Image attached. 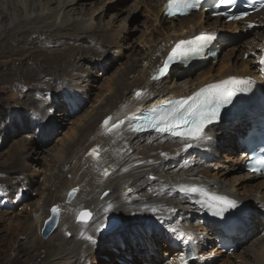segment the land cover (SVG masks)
Here are the masks:
<instances>
[{
  "label": "bare ground",
  "instance_id": "bare-ground-1",
  "mask_svg": "<svg viewBox=\"0 0 264 264\" xmlns=\"http://www.w3.org/2000/svg\"><path fill=\"white\" fill-rule=\"evenodd\" d=\"M111 1L115 4L119 2V0ZM124 1L126 0H123L122 4ZM129 2L152 10L155 18L154 23H158V27L150 35V38H140L145 45L139 47L140 53L130 59L131 61L129 60L124 69L109 78L106 87L101 90L103 93L97 96L96 104L92 110L81 120L75 122L76 126L65 136L66 141L61 140V147L53 150L51 155L53 160L47 164V170L44 171L46 178L43 181V186H39L38 190H35L40 198L33 206L30 216H24V219L18 215L9 217L8 213L3 212L0 213V222L9 220V225H14L13 228L16 230L11 237L21 233L25 242L23 245L19 244L21 249L19 248L17 253H19V257H24L26 260L29 257L35 258L30 260L33 264H44L47 261L48 264H108L109 258H111L112 264L115 258L121 257V253L124 252L123 248L131 252V254L124 252L126 256L132 258L130 263H126L139 264L144 260L150 261L146 255L153 253L154 249L156 252L154 255H158L155 245L160 244L161 240L164 247H168L165 248L166 252L171 250L168 254L166 253L165 258L175 252L173 264H197V262H204L206 258L211 259V254L208 251L210 242L216 244L218 237L215 238L216 240L209 238V242H207L205 237L200 236L199 232L197 233L198 229V231L213 235L217 225L207 217V212L204 209H200V204L184 198L185 195L191 196L192 194H181L177 191L181 186L187 188L188 191L196 188L207 191L212 196H223L234 200L240 206L234 212L228 213L229 217L237 218V233L233 240L238 249H244L251 241L250 239L254 237L256 239L254 242L258 246L251 248L248 252L244 251L242 261L248 262L247 258L249 257L254 260L255 264H264V197L259 198V195H264V179L246 174L242 180L234 177L233 183L237 184L236 186L226 181L230 173L216 174V178H221L217 180L214 179L210 170L204 172L203 169L200 170L201 173H197L198 171L196 172L194 169V162H192V157L196 158L201 154H207L209 158L218 157L217 144L223 137L226 139L225 142L229 141L233 152L241 151L236 141L239 136L251 128V122L247 115L238 123L230 121L214 127L215 131L210 133L212 136V140L209 142L210 146L199 150L191 149L188 152L184 151V144L179 139L173 140L171 137L160 139L151 134L135 136L129 130V123L133 116L142 108H150L153 103L190 96L204 85L218 83L227 78L245 77L250 79L253 84L261 83L262 80L264 82L263 65L260 64V59L264 56V8L257 15L250 16L249 19L241 22L223 23L219 18L205 17L203 12L187 18L169 20L163 16L162 10L166 0H129ZM85 3V0H0V84H5L9 80L11 82L13 76L18 78V75L23 73L26 78L31 79L30 81L34 80V77L38 78L39 81L36 83H46L43 80L50 77L49 84L51 81L63 84L61 88L68 91L70 88L76 89L75 85H72V79L76 75L85 70L86 73L89 66L98 68L100 58L102 62L107 58L104 64L108 70L113 64L111 63L113 59L110 58L107 63L109 58L107 53L112 49L116 50L120 43L124 44L123 41L126 40V36L122 35L124 30L112 33L106 28L107 26L102 27L107 24L93 18V14L88 15ZM94 23L97 26H93ZM249 24H252L253 27L247 28ZM257 27H263L260 34H257V36L262 34L263 36L260 39L261 44L256 46L259 52L255 62H251V60L243 61L242 65L236 62L233 64L230 62L232 56L229 55L228 63H224L225 60L223 67L215 69L210 66L209 71L200 73L198 78H188V81L196 80L197 84L190 82L192 85L187 88L182 85H174L169 88L165 82L172 79L175 81L174 78H177L179 74L191 75L196 70L195 68L176 67L162 80H152V76L158 71L166 56L171 53L175 43L191 39L199 34L208 33L220 37L223 33L233 35ZM257 36L255 39L245 42L242 39L228 36L223 41L226 43H221L218 47L220 51L228 48L232 54L243 53L244 57L247 53L245 50L249 46L254 48V42L259 39ZM133 49L134 47L131 48L132 51ZM49 52L51 53L49 54ZM30 63H33L32 67H30ZM14 67L16 70H13ZM4 68L10 69L9 74L3 71ZM216 71L217 73H215ZM58 72L61 74H57ZM130 79L133 81L131 82ZM28 83L30 82L28 81ZM25 86L27 84H23L22 90ZM86 90L89 93V89ZM138 90L141 93L139 97L136 96ZM70 92L72 91L70 90ZM75 96L74 102L77 106L73 105L78 111L83 106L81 103L77 104L78 97L76 94ZM32 99H28V102ZM62 109L65 113L61 116L56 115L61 119L68 117L67 114H69L66 108ZM39 112L41 111L39 110ZM40 114L45 120L48 118L47 115ZM50 116L46 122L41 119L45 124H51H48L49 127L42 124L44 130H38L39 137L52 139L53 134L56 133L57 121H54ZM108 117H111L112 120L109 126L104 128L102 122ZM33 119L35 120L34 117ZM121 120L125 122L123 125L111 132L108 130L113 123L118 124ZM26 122L27 126L23 125L24 128L31 129L34 124L30 119H26ZM39 128L41 127L39 126ZM232 132L234 133L230 135L229 133ZM230 137L233 139V143H231ZM93 148H96L100 155L97 160L93 159V155H89ZM162 153L164 155H161ZM42 154L45 155V152L41 150L39 143L33 141L18 148L15 154H10L11 160H5L4 166L6 164L14 167L19 165L18 169H11L13 166L10 168L14 171H0L1 174L8 173L13 177L17 176L15 180L18 182L20 180L23 184L16 187L20 192L14 195V198L19 195L15 203L25 201L26 196L21 191L27 192L29 189L25 184L29 182L30 186L34 182L29 179L27 173L29 172V175L34 179L35 175L32 169H34V165H38ZM17 155L20 157L17 158ZM68 167L69 169H67ZM105 168L111 170V175L101 181ZM242 169V163L237 165V170L244 173ZM170 170L171 172H169ZM239 181L242 183L238 184ZM256 181H259V184H255ZM13 187L15 186H12V189ZM73 189L77 190L75 201L68 203L70 204L69 209L63 210L60 224L52 239L44 240L41 237V231L50 216L51 207L67 202L65 199ZM126 190L130 191L129 195H126ZM241 192L243 193L241 194ZM105 193L108 195H104ZM194 199L199 200L202 197L195 195ZM181 207L183 209L181 211H187L186 213H192L195 216L180 217L177 226H171L175 228V233L169 229V223L173 225L174 221L172 223L169 220V222L166 218L164 219L169 223H164L168 227L154 228L151 226V217L175 218L176 216L166 213L171 210L172 214H176ZM83 209H90L88 211L92 212L93 220L101 227L115 216L127 215L128 211L129 215H135V218L131 217L132 221L126 222L121 217V225L118 229L104 236L100 235L95 227L76 222L78 212ZM152 209L155 211L153 212ZM191 221L198 224L194 226V231L187 230L192 227ZM258 222L261 225L255 227ZM128 229H133V231ZM260 229L261 231L258 232ZM88 235L93 237L94 242L85 239ZM189 240L200 245V248L197 247V252L192 255L188 251H184L185 245L193 243ZM139 241H141V245L136 248ZM153 241L155 242L153 243ZM142 250H145L144 253ZM41 253L45 254L46 261L44 258L42 259ZM134 254H141L140 259L136 260ZM186 256H196L197 260L189 261V257ZM123 261L126 260L123 259ZM152 262L148 264L156 263V261Z\"/></svg>",
  "mask_w": 264,
  "mask_h": 264
},
{
  "label": "rangeland",
  "instance_id": "rangeland-1",
  "mask_svg": "<svg viewBox=\"0 0 264 264\" xmlns=\"http://www.w3.org/2000/svg\"><path fill=\"white\" fill-rule=\"evenodd\" d=\"M130 1H132V0H130ZM85 2H86L85 5H86L87 14L88 15L93 14V18H96V20H98V21L102 20L105 24H107V25L102 26V27L107 26L106 28H108V30L111 31L112 33L114 31H115L114 33H116V31L118 32L121 29L124 30V32L122 33L123 36H126L125 37L126 40H124L125 42L123 41L124 44L120 43V46L116 50L112 49L111 51H108V53H107L108 57H109L107 60V63H108L110 58L113 59V62H111L113 64L108 70H107V66H105L106 64H104V62L107 58L103 59V62L100 58V61L98 63V68H95L94 66H89V69H87L88 71L86 73H85L86 70L81 72V74L76 73L78 75H76V77H74L72 79V85L73 86L75 85L76 89L70 88L68 91L65 90L64 88H61L63 84L52 83L53 81H51L49 84L48 80L51 79L50 77H46L43 80V82H46V83H36L39 81L38 78L34 77V80L32 79V81H33L32 82V81H30L31 79L29 80L28 78H26L25 74H23V73L19 74L18 78L16 76H13L12 77L13 81L11 80V82L9 80V81H6L5 84H0V171L10 172L11 169L15 170L16 168L17 169L19 168V165H16L14 167L13 165L8 166V164H6L4 166L5 160L6 159L11 160V158L9 157L10 154H12V155L15 154L17 152L18 148H21L22 146H24V144L26 145L28 142L29 143H31L33 141L35 143L38 142L39 147H41V150L45 152V155L44 154L41 155V159H40V162L38 163V165H34V169H32V171L34 170L33 173L36 177L33 176L34 179H32L31 175H29V172L27 173V176H29V179L32 182L33 181L34 182L30 186L28 185L29 182L27 184H25V186L29 189L27 192L25 190L21 191L26 196V199L24 202L15 203L16 198L19 195H16V198H14V195L19 194L18 192H20V191H17L16 187H17V185H20V186L23 185L20 180H19V182L17 180H15L17 176L13 177V175H10L8 173H5V174L0 173V201H1L0 202V213H3V212L8 213L9 217H11L13 215H18L19 217H21V218L23 217V219H24L25 217L30 216V212H31L33 206H35L37 204L36 202L40 198V196L38 195V192L35 190H38L37 188L39 186H43V183H44L43 181L46 178L45 177L46 174H44V171L47 170L46 169L47 164L48 163L50 164L53 160V157L51 156L53 154V150L61 147V144H62L61 140L66 141L65 136L67 134H69L71 132V129H73L76 126L75 122H78L79 120H81L83 118V116H85L89 111L92 110V107L95 106L94 104H96L95 100L97 99V96L101 95V93H103L101 90H102V88L106 87V84H107L109 78L114 76V74L116 72H119L120 70L124 69L127 66V64L129 63V60L133 59L134 56H136V54L140 53L139 47L145 46L142 43L143 40L140 38H142V37H143V39L146 37L150 38L151 37L150 35H152L154 33V31L156 30V28L158 27V23H154L155 18L153 17V11L147 10L144 6L137 4V2H136L137 5L131 4V2H129V0L124 1L123 4H122L123 0H119V2H116V4L111 0H109V1L108 0H85ZM100 2L102 3V5ZM95 23L98 24V22H95ZM94 24H93V26H97L96 24L95 25ZM263 27H257V28L249 29V31H247V32L244 30L243 32H241L242 40L245 42V41H250L252 39H255L257 34H260ZM247 28H249V27L247 26ZM142 34H144V36H142ZM262 36H263V34L257 36V37H259V39L256 42H254V44H255L254 48H253V46H249L248 49L245 50V52L247 51V53H245L244 57H243V53L235 52L234 54H232L231 51L228 50V48L223 49L218 60H216L214 62H209L208 64H206L204 66L197 67L196 70H194V72L191 75L179 74L177 78L176 77L174 78L175 81H173V79L166 81L165 82L166 86H169V88H170L174 85H178V86L182 85L184 88H187V87L192 85L190 82H194V84H197L196 80L188 81V78H192V79L198 78L200 73L208 72L212 66L215 69H219V68L223 67V65H224L223 62L225 60H226V62H224V63H226V64L228 63L227 58H229V55L232 56L231 57L232 59L230 60V62L233 64H235V62H236V63L242 65L243 61L248 62L251 60H252L251 62H255L257 60V57H256L257 53L259 52L258 48L256 46L261 44L260 39H262ZM257 42H258V44H257ZM49 45H51V44L49 43ZM80 46H82V45H80ZM132 47H134L133 51L131 50ZM255 50H257V51H255ZM50 53L51 52H49V54ZM32 66H33V63H30V67H32ZM15 68L16 67H14L13 70H16ZM9 70L10 69L4 68L3 71L5 73H8V72H10ZM215 73H217V71ZM57 74H61V73L58 72ZM85 74H88V75L86 76ZM21 76H22V78H21ZM24 79H25V81H24ZM26 79H27V81H26ZM130 80H131V82L133 81L132 79H130ZM28 81L30 83H28ZM19 83H22V84L20 85ZM23 84H27V86H25V88L22 90ZM44 84H46V85H44ZM87 88L89 89V93H87L88 92L86 90ZM70 90L72 92H70ZM53 91H55V92H53ZM138 91L140 92V90H138ZM42 93H45V94L43 95ZM75 94L78 97L77 104L81 103V105L83 106V108H80L78 111H76L75 106H74V105H76V102H74L75 98H76ZM51 97H52V99H51ZM69 98H71V103L68 102ZM28 99H32V100L30 102H28L29 101ZM36 100H38L37 101L38 103L36 102ZM47 103H48V105H47ZM34 108H36V109L34 110ZM62 108H66L69 111V114H67L68 117L63 118V119L58 118L56 116V115L61 116L62 114L65 113ZM48 109L50 110V112ZM27 110H30V111H27ZM39 110L41 112H39ZM51 111H53L54 113ZM38 112L42 113V115H47L48 118L51 115L50 117L52 119H54V121H57V124H58L56 126L57 131L55 134H53L52 139H45V138L39 137V135L37 133L38 130L40 129L41 131H43L44 125L49 127L48 124H51V123L45 124V122L48 120V118H46V120H45V118H42L41 114L39 115ZM28 114L30 115V117ZM33 117L35 118V120L33 119ZM26 119H30L31 122L34 124L31 129H25L24 128L25 125L27 126V124H26L27 122L30 125L29 120L26 122ZM41 119L45 120V122L44 121L42 122ZM16 123H18V124H16ZM37 123L38 124L40 123L39 126L41 128H39ZM42 124H44V125H42ZM14 125H16V126H14ZM11 126H13L12 129H11ZM37 126H38V128H36ZM9 130H10V132H9ZM233 133L234 132L229 133V134L232 135ZM27 137H28V139H27ZM24 140H26V141H24ZM225 141H226V139L224 137H223V139H220L218 141V144H217V152L219 151L218 157H213L214 158L213 159L212 157L209 158V156L207 154H201L200 156H198L196 158L192 157V162H194V169L196 170V172L198 171L197 173H201L200 170H203V169H204L203 170L204 172L206 170H210V173L212 174V176H214V179H217V180L221 179V178L220 177L216 178L215 177L216 174L219 175V173L221 174L223 172L224 173H226V172L230 173V175L228 176V179H226V181L227 182L229 181L228 183L232 184L233 179L235 180V178L236 179L241 178V180H242L243 179L242 177H245V174L242 173L241 171L237 170V165L241 164L240 155H239L240 152L239 151L233 152V150L231 149V146L229 145L230 144L229 141H227V142H225ZM230 141H231V143H233V139L231 137H230ZM223 146H225V147H223ZM46 156H48V157H46ZM19 157L20 156L17 155V158H19ZM45 158H47V160H45ZM205 165H207V166H205ZM67 169H69V167ZM107 169H109V168H107ZM14 170H11V171H14ZM169 172H171V170ZM103 179L104 178L101 177V181H103ZM240 181L238 182V184L242 183ZM258 182L259 181H256L254 183L259 184ZM234 185L237 186V184H234ZM12 186H15V187H13V189H12ZM29 191H31V192L28 193ZM242 193L243 192H241V194ZM263 197H264L263 194L259 195L260 199ZM2 203H4V204H2ZM27 205H29V206L27 207ZM57 207H59L61 212L63 213V210L70 208V204L66 205L65 202H62L61 204H57ZM83 210H90V209H83ZM181 210H183L182 207L177 211L176 214H172L171 210H169L166 213L167 215L170 214L171 216H176L175 218H170V217H166V216H162V217L161 216H159V217L153 216V217H151V219H150L151 223H152L151 226L154 228H156V227L159 228V227H163V226L168 227V226H165V223H169L170 221H172V223H173V221H174L173 225H171V226L175 227V226H177L178 220L181 219L180 217H182V216L183 217L195 216L192 213H186L187 211L185 212V211H181ZM81 211H79L78 213H80ZM126 214L127 215L122 214L121 215L122 218L120 217L121 219H124L126 222H131L132 221L131 217L135 218V215H133V216L129 215V211ZM152 218L153 219L155 218V220H153ZM164 218H166V219H168V221L169 220L170 221L168 222ZM147 220H149V219H147ZM161 220L162 221L164 220L165 223H163V224L160 223ZM195 223H197V222L191 221L190 224L193 227V229H190V228H192V227H190L187 230L188 231H194V226L198 225ZM193 224H195V225H193ZM259 225H261L260 222H258L255 227H258ZM13 227H14V225H12V226L9 225V220H6L4 222L3 221L0 222V264H29V262H30V264H33V262H31V261L35 258L32 259V257H29L28 260H26V258H24V257H19L20 255H19V253H17L18 250L21 249L19 247V244L23 245V243L25 242V239L21 235V233L19 235L11 237V235H13L12 233H14L16 230V228L14 229ZM198 228L201 229L200 227H198ZM128 230L133 231V229H128ZM260 231H261V229L258 232H260ZM197 233L200 236L205 237L204 239H206L207 242H209V240H208L209 238L210 239L213 238V240H214L213 235L204 233V231L203 232L198 231V229H197ZM151 238L153 239L155 237H151ZM50 239H52V237ZM250 240L251 241L244 247V249H238L236 253L221 252L218 250V247L216 246V244L210 242L211 243V245H210L211 249L209 248L208 251L211 254L210 255L211 261L206 258V260H204V262H197V264L198 263L199 264H207V263H209V264H225L226 262H228L229 264H255L254 260L252 258H249V257L247 258L248 262L242 261L243 260L242 257L244 256L245 252H248V251H250L251 248H256L258 246L254 242V241H256V239L254 237H252ZM11 241L15 242V243L12 244ZM140 242L141 241L137 242V244L135 246L136 248L141 245ZM154 242L155 241H153V243ZM5 243H7V244H5ZM159 243L160 244L155 245V248L157 249L158 255L157 256L154 255V253H156V252H154V250H155L154 249L153 253H149L146 255L149 258L148 259L146 257V260L148 259L151 262L144 260V261H141L139 264L153 263L152 261H156V263H154V264H168L169 261H170V264H173L172 260L174 259L175 252L173 253V255L170 254L169 257L166 256V258H165L166 253L168 254L169 252H171V250L169 252H166L165 248H168V247L167 246L164 247V243L162 240L159 241ZM254 244H255V246H254ZM22 248H23V246H22ZM214 250H215V252H214ZM123 251L127 252L128 254H131V252L128 251L127 249L123 248ZM144 251L145 250H142L143 253H144ZM124 252L121 253L120 258H115V260L112 262V264H127L128 262L130 263L132 261V258H129L128 256H126L124 254ZM217 254L218 255L220 254V255L218 256ZM134 255H136V254H134ZM140 256H141V254L136 255L135 259L136 260L140 259ZM41 257H42V259L44 258V261H46L44 253L43 254L41 253ZM123 259H125L126 261H123ZM108 260H110V262H108V264H111V258H109ZM44 264H48V261L45 262Z\"/></svg>",
  "mask_w": 264,
  "mask_h": 264
},
{
  "label": "snow or ice",
  "instance_id": "snow-or-ice-1",
  "mask_svg": "<svg viewBox=\"0 0 264 264\" xmlns=\"http://www.w3.org/2000/svg\"><path fill=\"white\" fill-rule=\"evenodd\" d=\"M203 0H168L165 11L166 14L171 17L187 15L191 10H201ZM235 0H219V4L213 5L219 7L220 5H232ZM261 8H264V0H261ZM221 16H227L232 20H241L247 13L242 12L240 14L234 13H217ZM249 28L253 27L252 24L248 25ZM215 39L214 34H199L192 39H185L175 43L172 48L171 54L163 62V66L159 69L158 75H153V81H160L171 69V65L177 62L186 63L190 57L203 53L205 47H207ZM260 64L264 65V56L260 59ZM252 82L250 80L230 78L223 80L219 83L210 84L205 88L200 89L193 95L186 98L170 101L169 103L160 107H153L144 115L133 117L129 123V130L135 135L139 136L144 133L155 135L160 139H167L171 137L173 140L179 139L184 144V151L188 152L190 149H201L206 146H210L209 142L212 140L210 133L215 131L213 125L219 124L228 115V108L233 104L234 98L238 94L247 93L248 86ZM141 93L136 92V96L139 97ZM71 103V98H69ZM111 117L106 118L103 121L105 126L109 125ZM125 122L121 120L118 124L113 123L109 127L111 132L115 128H119ZM207 130V131H206ZM97 149L93 148L89 155L95 156ZM161 155H164L163 153ZM258 163L264 166V161H258ZM252 171H258L259 169L253 167ZM105 175L108 173L105 172ZM76 189H73L75 193ZM177 191L186 193L187 188L181 186ZM197 189L192 188V195H185V199L194 200L203 207L205 201L203 199L195 200L194 197L197 194ZM71 195V193H70ZM105 195H108L105 193ZM214 205L218 208L213 212V215L219 221L217 225L222 230H230L235 223L236 217H229L228 213L234 212L239 205L234 200H229L223 196H211L207 207L212 209ZM154 212L155 209H152ZM227 212V214H225ZM53 218H57L59 214V208L53 207L51 209ZM77 220L89 227H95L97 232L103 230L98 223L93 220V214L91 211H81L77 216ZM91 221V224L89 222ZM164 223V221H160ZM169 229L175 233V228L171 227L169 223ZM85 239L94 242L93 237L88 235Z\"/></svg>",
  "mask_w": 264,
  "mask_h": 264
},
{
  "label": "water",
  "instance_id": "water-1",
  "mask_svg": "<svg viewBox=\"0 0 264 264\" xmlns=\"http://www.w3.org/2000/svg\"><path fill=\"white\" fill-rule=\"evenodd\" d=\"M110 121H109V124H110ZM102 126L104 128H106L109 125L105 126L103 124V122H102ZM92 157H93V159H98V154L96 153V155L92 156ZM105 172H107L108 174L107 175L104 174V178H107L109 176L110 172L107 169L104 171V173ZM70 193H71V195H70ZM70 193L68 194L67 199H66L67 203H71L75 199V197L77 195V191H75V193H73V191H71ZM125 193H126V195H129L130 191L126 190ZM60 215H61V213H60V210H59V214H58L57 218H53L52 213H51L50 217L46 220V222L44 224V227L42 229V232H41V237L44 240H48L49 237L52 235V233L57 228L58 223H59V219H60ZM77 222L79 223L78 220H77ZM120 224H121L120 217L115 216L106 225H104L102 227L103 230H101L99 233H100V235H104L105 236V235L109 234L110 232L114 231L115 229H117L120 226Z\"/></svg>",
  "mask_w": 264,
  "mask_h": 264
}]
</instances>
